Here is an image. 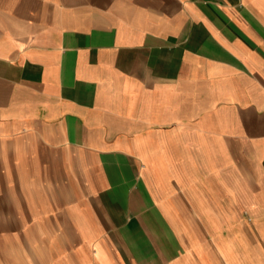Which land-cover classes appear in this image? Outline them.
<instances>
[{"label": "crops", "instance_id": "1", "mask_svg": "<svg viewBox=\"0 0 264 264\" xmlns=\"http://www.w3.org/2000/svg\"><path fill=\"white\" fill-rule=\"evenodd\" d=\"M2 196L42 264H264V0H0Z\"/></svg>", "mask_w": 264, "mask_h": 264}, {"label": "rangeland", "instance_id": "2", "mask_svg": "<svg viewBox=\"0 0 264 264\" xmlns=\"http://www.w3.org/2000/svg\"><path fill=\"white\" fill-rule=\"evenodd\" d=\"M6 197H0V264H42V252L32 253L30 248L37 245L23 243L24 233L33 234L37 229L7 227V215H10L5 204ZM42 246V245H40Z\"/></svg>", "mask_w": 264, "mask_h": 264}]
</instances>
